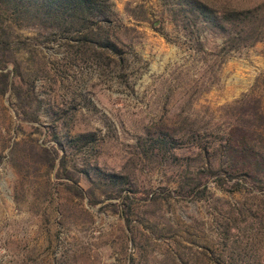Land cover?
<instances>
[{
  "label": "rangeland",
  "instance_id": "1",
  "mask_svg": "<svg viewBox=\"0 0 264 264\" xmlns=\"http://www.w3.org/2000/svg\"><path fill=\"white\" fill-rule=\"evenodd\" d=\"M206 1L264 11V0ZM108 2L102 31L116 38L120 56L64 39L42 43L48 33L41 28L15 32L23 69L37 72L42 133L22 131L8 95L0 96V264H171L174 252L194 258L198 246L213 244L217 212L228 210L222 204L264 200L223 192L212 182L201 200L168 198L163 190L175 188V176L143 159L137 145L147 132L179 136L191 125L220 124L222 108L243 95L259 98L264 112V35L256 36L255 28L239 42L235 33L204 26L189 32L163 0ZM59 118L70 134L94 132L99 139L84 154L66 149L69 167L80 169L87 160L130 178V229L111 207L71 198L53 172L18 175L15 141H28L31 133L53 145L47 128Z\"/></svg>",
  "mask_w": 264,
  "mask_h": 264
},
{
  "label": "trees",
  "instance_id": "2",
  "mask_svg": "<svg viewBox=\"0 0 264 264\" xmlns=\"http://www.w3.org/2000/svg\"><path fill=\"white\" fill-rule=\"evenodd\" d=\"M163 2L189 32L204 26L221 35L235 33L239 42L247 41L246 34L255 28L256 36L264 35V11L258 7L219 6L206 0ZM109 14L108 0H0V96L8 95L22 131L28 128L42 133V102L35 91L37 72L23 69L18 59L21 50L15 42V32L23 26L41 28L48 33L42 37V43L64 39L120 56L122 51L116 38L102 31V23L108 22ZM219 118L220 124L210 120L202 126L191 125L179 136L160 129L138 139L142 158L165 165L175 176V188L163 190L168 198L201 200L211 182L229 194L244 191L264 198L261 100L243 95L232 105L224 106ZM61 119L47 128L51 146L32 140L31 133L28 141H15L19 152L14 168L18 175L28 179L41 170L53 172L55 184L71 198L87 200L91 207H111L130 229L131 199L135 195L130 178L105 171L97 162L91 164L87 160L80 169L77 164L69 167L66 149L84 154L99 139L94 132L70 134L71 128L67 129L68 123ZM65 128V135L60 137ZM248 201L237 207L222 204L228 210L217 212L213 244L198 246L202 250L194 258L185 259L182 252H174L171 264H264V200L251 205Z\"/></svg>",
  "mask_w": 264,
  "mask_h": 264
}]
</instances>
